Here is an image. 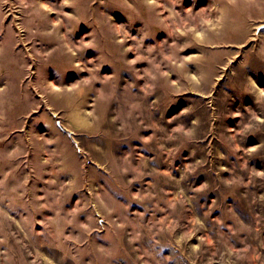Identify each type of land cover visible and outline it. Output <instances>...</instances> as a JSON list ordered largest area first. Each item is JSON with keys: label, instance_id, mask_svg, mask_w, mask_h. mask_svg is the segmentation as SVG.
Returning <instances> with one entry per match:
<instances>
[{"label": "rangeland", "instance_id": "1", "mask_svg": "<svg viewBox=\"0 0 264 264\" xmlns=\"http://www.w3.org/2000/svg\"><path fill=\"white\" fill-rule=\"evenodd\" d=\"M264 0H0V264H264Z\"/></svg>", "mask_w": 264, "mask_h": 264}, {"label": "water", "instance_id": "2", "mask_svg": "<svg viewBox=\"0 0 264 264\" xmlns=\"http://www.w3.org/2000/svg\"><path fill=\"white\" fill-rule=\"evenodd\" d=\"M263 27H264V25H263L262 27H260L259 30H260L261 28H263Z\"/></svg>", "mask_w": 264, "mask_h": 264}]
</instances>
